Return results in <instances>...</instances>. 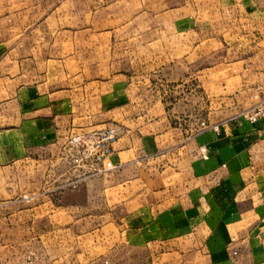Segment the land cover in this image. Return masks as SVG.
I'll return each mask as SVG.
<instances>
[{
	"label": "crops",
	"instance_id": "crops-1",
	"mask_svg": "<svg viewBox=\"0 0 264 264\" xmlns=\"http://www.w3.org/2000/svg\"><path fill=\"white\" fill-rule=\"evenodd\" d=\"M31 8L44 12L39 4L0 0V165L25 160L51 177V189L71 188L83 170L73 164L70 136L108 126L123 132L114 144L115 170L22 208L25 264H45L46 252L49 264H100L121 244L155 245L163 264H264V118L252 123L241 113L185 131L162 119L141 127L140 117L121 116L132 84L109 80L103 48L92 67L91 47L105 46L108 32L61 31L50 16L31 21ZM198 14L173 21L172 31L246 46L251 54L236 63L251 68L249 108L255 85L264 82V0H204ZM50 44L71 47L56 53ZM45 205L53 206V219L74 223L66 235L39 225Z\"/></svg>",
	"mask_w": 264,
	"mask_h": 264
},
{
	"label": "rangeland",
	"instance_id": "rangeland-1",
	"mask_svg": "<svg viewBox=\"0 0 264 264\" xmlns=\"http://www.w3.org/2000/svg\"><path fill=\"white\" fill-rule=\"evenodd\" d=\"M12 1L44 6V12L31 8L28 18L41 20L43 15L47 21L50 16L61 23V31L91 28L94 32H108L105 46L97 41L95 48L87 45L93 49L92 67L100 65V48H103L108 59L109 80L120 81L125 86L132 84L129 91L131 104L120 114L125 116L130 112L135 118L140 117L138 123L141 127H148L152 120L162 119L168 126L185 131L195 128L201 121L211 124L248 109L253 88L249 77L251 68L245 72L244 62L236 63L237 58L250 53L246 46L226 42L216 45L209 38L199 40L192 31L180 35L171 29V23L181 17L197 19L199 5L204 0ZM208 2L213 3V0ZM202 18L205 17L201 10ZM78 45V50L84 51L86 44ZM46 47L57 53L64 47L67 52L71 46L50 44ZM113 116L117 115L108 114L110 121ZM29 163L18 159L12 164L0 165V264L27 263L20 236L22 226L27 225V221L21 219L22 208L26 209L31 202L42 198L55 200L72 189L69 186L51 189L53 184L48 182L51 177L46 173L43 178L41 172L38 174L34 168L26 167ZM21 177L27 183L22 184ZM33 182L35 192L30 191ZM26 194L34 200L27 201ZM52 207L45 205L46 215L39 225L45 229L64 230L66 235L74 223H60L53 219L50 216ZM29 225L36 228L37 222L29 221ZM70 242L68 236L61 240L65 245ZM26 244L25 237V247ZM50 253L44 254L45 264L53 260ZM99 262L163 264L164 260L155 245L133 247L121 244L110 254L102 256Z\"/></svg>",
	"mask_w": 264,
	"mask_h": 264
},
{
	"label": "built area",
	"instance_id": "built-area-1",
	"mask_svg": "<svg viewBox=\"0 0 264 264\" xmlns=\"http://www.w3.org/2000/svg\"><path fill=\"white\" fill-rule=\"evenodd\" d=\"M253 100V104L242 114L250 122L255 123L264 118V82L255 85ZM200 124L204 129L210 127L206 121ZM122 132L119 126H108L74 132L70 136L68 145L73 150V164L83 170L82 176L70 183L72 188H77L81 179L100 176L118 167L113 159L114 144L121 137ZM24 197L28 200L32 199L28 195ZM232 253L234 257L238 254L236 250ZM231 264H236L235 259H232Z\"/></svg>",
	"mask_w": 264,
	"mask_h": 264
}]
</instances>
